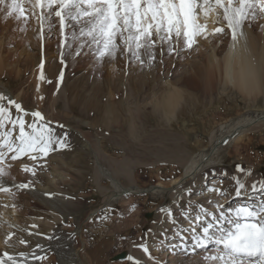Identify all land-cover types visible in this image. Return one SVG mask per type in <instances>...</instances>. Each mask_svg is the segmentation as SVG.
<instances>
[{
    "label": "rangeland",
    "instance_id": "374dc122",
    "mask_svg": "<svg viewBox=\"0 0 264 264\" xmlns=\"http://www.w3.org/2000/svg\"><path fill=\"white\" fill-rule=\"evenodd\" d=\"M218 26L222 25L214 24L212 18H209V32ZM35 29H39L35 20H29L24 25L22 21L11 18L5 20L0 16V44L3 40L6 43L4 46L3 43L0 45V56L2 55V59L8 56L3 64L5 67L0 68V82L5 87L0 90L9 98L18 100L28 112L41 111L46 121L56 128L57 135L67 133L69 147L50 153L45 159L38 161L41 165L39 167L35 166L37 162L27 156L16 161H12L10 156L5 159V165L11 164V167L5 168L7 175L4 177V186L10 187L11 191L0 192V254L7 251L16 255L11 249L24 252L26 258L22 259L25 264H131L127 260L129 255L140 260L141 264H152L142 250L135 247L147 240L152 256L164 264H179L180 260H184L183 264H196L203 256V252L199 250L198 254L188 256L179 252L173 255L167 251H158L163 239L161 232L166 231L170 243H179L175 233L188 227L185 214L194 216L198 204L210 210L211 206L221 203L228 195L235 199V186L231 179L233 175H239L247 187L253 181L264 180V123L258 124V117L252 123L244 124L232 147L223 150L222 166L212 172L207 171L208 174L200 176L198 181L186 183L184 187L190 191L185 193L180 202H174L172 194L167 193L173 190L169 185L181 175V165L173 160L172 145H183L187 157L207 150L210 132L218 134L219 125L229 119H236L241 115L256 116L255 112L263 107L264 98L256 100L253 95L248 98L231 87L225 88L220 68L208 67V61L211 60V56L207 60L208 55H213L215 51L205 39H199L193 49L182 51L179 56L167 54V60L163 63L157 48V58L151 66L146 64L141 67L119 55L115 60H105L103 63H98L91 55L75 58L67 55L65 67L59 62L58 27L51 33V38L46 37L44 40V43H50L44 46L48 51H44L42 58L48 63L51 61L50 56L52 59L57 58L58 71L66 70V73H63L65 76L58 90L56 80L60 74L49 91L45 89L48 83H44L42 88L39 86L40 92L34 81V68H31L33 61L30 60V55H39L40 41L36 40L38 45L36 41L33 42L32 48L27 37H30L31 32L36 39ZM256 32L257 28L254 30ZM219 38L226 39V32L212 37L216 47L221 46L217 41ZM196 49L200 52L199 56L194 53ZM23 50L26 53L21 52ZM72 51L74 53L75 49ZM117 61L121 63L116 66L114 64ZM208 68L211 75L206 77L204 72ZM72 85L82 90L93 108L104 111L103 118L92 110H82V103L70 100L68 104L69 98H64L67 96L65 87ZM166 94L171 95L174 107L182 108V113L170 118L160 116L156 108ZM41 96L42 102L39 100ZM125 98L128 102L124 105ZM3 103L7 104L6 101ZM70 105L75 108L77 106L78 109L71 108ZM12 112L14 115L15 109ZM151 113L152 116L149 115ZM25 119L27 122L31 121L30 116ZM180 120L186 121L184 128ZM59 125L64 127L60 128ZM84 142H88L91 150L98 154L102 167L110 171L123 168L124 173L118 174L117 179L124 187L130 188V192L121 200L117 199L112 204L107 201L108 183L98 176L94 178L92 157L81 148ZM157 151H161V154L158 152L157 155ZM22 164L34 167L36 174L33 176L22 171ZM237 164L245 172L250 171L251 175L245 177L237 174ZM219 173L229 175L230 178L221 179L220 184H211L210 181ZM34 177L47 187L50 184L48 179H52L55 187L52 194L66 202L63 210L54 211L51 215L43 204H33L32 201L35 200L27 197L26 190L32 192L36 188L32 180ZM29 182V189L14 187L19 183ZM156 185H161L158 190H166V193L150 195L149 191ZM213 185L226 190V194L219 196L215 192H208L207 189ZM135 188L140 190L139 194L134 193ZM211 199L216 200L210 204L208 201ZM133 204L136 205L135 210L129 211ZM161 208L173 211L175 223L160 215ZM155 210L159 212L155 214ZM105 214L108 215L106 220L102 218ZM147 214H150L148 219L145 218ZM40 229L41 232L38 231ZM43 229L48 230V233ZM16 230L44 236L47 242L32 245L25 237L20 238ZM9 233H13L9 241L12 247L5 244ZM183 234L187 235L186 232ZM19 238L27 241V244H20ZM37 245L40 246L39 249ZM33 253L41 259H35Z\"/></svg>",
    "mask_w": 264,
    "mask_h": 264
},
{
    "label": "snow or ice",
    "instance_id": "6c2138e0",
    "mask_svg": "<svg viewBox=\"0 0 264 264\" xmlns=\"http://www.w3.org/2000/svg\"><path fill=\"white\" fill-rule=\"evenodd\" d=\"M0 16L5 20L22 21L24 25L35 20L42 53L45 34L51 38L58 27L59 62L65 67L67 55L74 58L91 55L98 63L113 61L119 55L143 67L156 61L157 48L163 63L165 49L169 56H179L182 51L193 49L199 39L220 36L225 28L231 33L234 49L239 39L246 40L245 24L250 26L264 17V0H0ZM209 18L214 24L223 22L224 26L214 27L209 32ZM43 64L42 59L41 68ZM39 79H43L42 74ZM62 79L63 70L57 80V90ZM27 116L31 117L30 122L26 121ZM223 143L227 144L228 140ZM68 147L67 133L57 135L56 128L46 121L41 111L28 112L20 103L0 93V192L11 191L4 186L5 168L11 167V164L5 165L9 156L12 161L27 156L39 167L38 161ZM235 167L237 174L251 175L241 165ZM21 170L36 174L35 168L26 164H22ZM231 179L235 186L233 198L241 199V203L235 207L215 203L211 211L198 204L194 216L184 215L188 227L175 233L179 243H170L166 231L161 232L163 239L157 250L185 256L196 255L199 250L203 256L196 264H264V180L253 181L247 187L239 175ZM30 186V182L14 185L17 189ZM207 191L219 196L226 194V190L214 185ZM135 208L133 204L129 211ZM160 211L167 213L169 222L175 223L171 209L161 208ZM102 218L106 220L108 215ZM185 232L187 235L183 234ZM12 235L9 233L5 238L8 247H12L9 243ZM19 243L26 245L27 241L20 239ZM135 247L142 250L152 264H164L152 256L147 240ZM18 255L26 258L24 252ZM127 260L141 264L131 255ZM0 264H25V260L5 251L0 254Z\"/></svg>",
    "mask_w": 264,
    "mask_h": 264
},
{
    "label": "bare ground",
    "instance_id": "6f19581e",
    "mask_svg": "<svg viewBox=\"0 0 264 264\" xmlns=\"http://www.w3.org/2000/svg\"><path fill=\"white\" fill-rule=\"evenodd\" d=\"M220 24L222 26H224L223 22H220ZM34 28H36V27H34ZM256 28H257V32L254 33V30ZM35 30H33V31L35 32ZM244 31L246 34V40L243 38L239 39V41H238V43L234 49L231 47V43H232L231 33L227 30V28H225L226 39L219 38L217 40L218 44H221L220 47H218V46L216 47L215 45H213L214 39L211 38L210 40H207V43H209L212 46V50L215 51V53L213 55H208L207 60H209V57L211 56V60L208 61V67L209 68H213V67H219L220 68L219 73L223 79V85L225 86V88L231 87V89L236 90L239 94H241L245 97H248V98L253 95V97L257 100L259 98H264V18H262V17L258 18L257 20L252 22L250 26L248 24H245ZM38 32H39V29L36 30L37 35H38ZM27 37H28V40H30V41H28V44L30 43L31 47L34 46L33 42H35L37 40V38L35 39L31 32H30V37L29 36H27ZM46 37H48V35H46ZM25 42H27V41H25ZM37 42L38 41H36V43ZM2 43H3V46L6 44V43L4 44V40L1 42V44ZM49 43L50 42L44 43L43 53L41 51V43H40V45L38 47L39 55L37 53H36L37 55L32 54V53H31L32 55H30V60L33 61L31 68L32 67L34 68L33 72H34V75H36L34 78V81H36V84L39 85L40 88H42L41 87V86H43L42 84L48 83V85H45V89L48 91H49V88L53 84H56L57 80L55 81V79L61 73V71H58L59 70L58 59L57 58L52 59V56H50L51 61L49 63L45 61L43 64V68L40 67L41 60L42 59H43V61L45 60L44 58H42L43 54H45L44 51H46V52L48 51V48L44 49V46L49 45ZM37 45H38V43H37ZM3 46H2V49H3ZM27 47H28V45H27ZM201 47H202V45H201ZM196 50L194 51V53L199 56L200 52L198 50L197 51ZM21 52L26 53V50H23ZM40 54H42V55H40ZM1 56H0V68L3 69L5 67V66H3V64L6 60H8L7 59L8 56L6 55L7 57L5 59H2L3 57H1ZM18 58H20V56H18ZM162 59H163V62L167 60V52L165 53V55L163 56ZM18 60H17V63H18ZM201 61H202V58H201ZM120 63H121L120 61H117L114 65L117 66ZM7 66H9V65L7 64ZM36 67H38V68L36 69ZM209 68L206 69L204 72V75L206 77H209L211 75V71ZM12 70H14V69H12ZM65 71L66 70H63V73ZM2 73H5V72L2 71ZM8 73L11 74L12 72L11 73L8 72ZM18 73H20V71ZM0 74H1V72H0ZM41 74L43 75V79H39ZM32 75H33V73H32ZM16 76H18V75H16ZM63 76H65V75H63ZM18 80H19V78H18ZM3 84L4 83L0 82V88L5 89ZM18 87H19V85H18ZM2 89L0 90V93L4 94ZM171 91L173 92V90H171ZM121 92H122V90H121ZM176 93H178V92H176ZM65 94L67 96H65L64 98H66V99H67V97L69 98V100L67 99L69 102L68 104H70V100H71V102L75 101V103H77V104L82 103V104H84L82 110H87V111L92 110L94 113H96V115L98 117L103 118L104 111L101 108H93L92 105L90 104V101L87 98V96H84L82 94L81 89L74 87V85L66 86L65 87ZM50 96H53V95H50ZM49 97H47V98L49 99ZM170 98H171V95L166 94L163 97L162 102L158 103L157 108H156V110L159 112L160 116H164L165 118H170L171 116H174L177 113H182V112H180L182 108H179V106H177L178 109H177V107H174L171 104L172 100H170ZM176 99L178 100V97ZM39 100H40V98H39ZM127 100L128 99L125 98L124 103L123 102L122 103L125 105L126 102H128ZM40 101L42 102V100H40ZM37 102L39 103V101H37ZM175 102H177V101H175ZM75 103H74V105H75ZM42 106H43V104H42ZM185 106H186V104H185ZM69 107L74 108V109L77 108V106L75 108L74 106L72 107L71 105ZM143 113L144 112H142V114ZM255 113H256L255 114L256 116H253V117H249V115H245V116L241 115V116H238L236 119H229L227 122L220 124L218 134H213V132H210V143H209L210 145H209L208 149L205 151L201 150L200 153L193 154V155H190L189 157H187L186 150L184 149L183 145H180L179 143H175L172 145V147H173L172 149H173V153H174L173 154L174 155L173 160L175 162H177L179 165H181V175L169 185V188L172 187L173 190H171L170 192H167V193L172 194L171 197L173 200H175L174 202H177V201L180 202L181 198L182 199L184 198L185 193L187 191H190L187 188L185 189L186 186L184 187V185L186 183L192 182L194 180L198 181L200 176H202L203 174H208L207 171L212 172V170H217L219 167L222 166L223 150L232 147V145L238 139L239 131L241 130V127L244 124L252 123L254 121V119H257L258 117H260V119H259L260 121L258 122V124L264 123V103H263V107L260 108L259 110H257ZM14 115H15V113H14ZM149 115L152 116V113ZM149 115H147V117H149ZM180 124L184 128L187 123L185 120H180ZM224 140H228V143L227 144L223 143ZM81 148L83 149V151L87 152L92 157V162L94 165V175H93L94 178H96L95 176H98L99 179H103V180L107 181L108 186H109V191L106 193L107 194L106 199L109 202V204H112L117 199L121 200V198L123 196H125L127 192H130V191H128V190H130V188L124 187L117 179L118 174L124 173V170L122 167H120L119 169H116L114 171H110L109 169L104 168L100 165L98 154L91 150L92 148L90 147L88 142H84L81 145ZM158 152L159 151L156 152L157 155H158ZM159 153L161 154V151ZM8 172H9V170H8ZM228 176L219 173V174L215 175L214 180L210 181V183L211 184L219 183V181H221V179H229L230 177H228ZM31 177H33V176H31ZM32 180H34L33 183H35L34 185L36 186V188L33 189L32 192H28V190H26L27 191L26 194H27V197L29 196L28 198H32L33 200H35V201H32L33 204H35L37 202L43 204L45 207H47L46 210H48V212L51 215L54 214L53 213L54 211H61L64 209V204L66 202L64 200H60V199L56 198L52 194L55 191V187H54V182L52 181L51 178L48 179V181L50 182L48 187L40 184L38 182V179H35V177L32 178ZM29 181H30V179H29ZM160 186L161 185H156L154 187V189L150 190L149 191L150 195L165 194L166 190H163V191L158 190L159 188H161ZM133 191L136 194L140 193V190L136 189V188L133 189ZM48 193H51V194L48 195ZM230 197H231V195H228L227 198L225 197L226 199H224L223 201H220V202L222 204H226V206H236L237 204L241 203V199H239V198L232 199V197L231 198ZM197 200H195V201H197ZM213 200H216V199H211V201H213ZM204 202H205V200H204ZM231 204H234V205H231ZM16 209H18V207ZM212 209H213V206L210 207V210H212ZM154 212L156 214L159 211L155 210ZM28 214H29V212H28ZM33 214H35V213H33ZM160 215L163 217H167V213L160 212ZM88 218L89 217H87V220H88ZM49 229L50 228L48 227V230ZM48 230L45 229L44 230L45 233H48ZM16 231L18 232L20 238L22 236L25 237V240L27 239L32 245H36L38 243H40L42 245V243H45V241L47 239V238H44V236L34 234L30 231L28 233H23L19 230H16ZM38 231L41 232V229ZM19 236L17 235V237H19ZM176 240H178V238ZM11 252L16 253L15 256L17 257V259H22L21 257H19L18 254L20 252H18L17 250L11 249ZM180 257H181V255H180ZM169 260H171V259H169ZM178 263L183 264L184 260H180ZM79 264H84V262H80Z\"/></svg>",
    "mask_w": 264,
    "mask_h": 264
},
{
    "label": "water",
    "instance_id": "95a60500",
    "mask_svg": "<svg viewBox=\"0 0 264 264\" xmlns=\"http://www.w3.org/2000/svg\"><path fill=\"white\" fill-rule=\"evenodd\" d=\"M149 217H150V214L149 215L147 214L145 218L148 219Z\"/></svg>",
    "mask_w": 264,
    "mask_h": 264
}]
</instances>
